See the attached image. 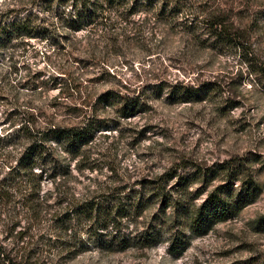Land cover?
I'll list each match as a JSON object with an SVG mask.
<instances>
[{"label": "rangeland", "instance_id": "rangeland-1", "mask_svg": "<svg viewBox=\"0 0 264 264\" xmlns=\"http://www.w3.org/2000/svg\"><path fill=\"white\" fill-rule=\"evenodd\" d=\"M194 1L200 0H182L186 4ZM203 1L208 9L224 11L230 24L243 34L246 41L242 49L221 46L213 40L197 47L186 21L180 22L181 15L169 23L153 17L158 5L155 9L142 6L132 15L137 23L144 21L129 40L119 38L114 50L99 46V58H90L93 47L84 39L75 41L83 31L73 33L61 25L59 15L49 10L54 5L47 0H0V10L25 3L20 17L30 11L39 17L41 25L48 21L56 28L47 39L37 34L23 39L0 38V168L2 163L14 166L24 156L35 139L31 127L42 130L53 124L80 125L88 112L100 125L92 143L71 152L67 144L53 140L50 147L44 145L43 152L33 154L34 172L41 171L42 192L52 190V175L58 177L63 172L69 173L67 180L77 194L89 184L91 189L98 184L104 187L110 175L108 165L122 178V187H164L163 193L171 202L167 204L162 195L152 196L141 216L122 221L124 232L135 235L133 229L143 228L153 213L156 217L165 215L170 222L162 227L160 242L154 247L130 246L117 252L90 247L75 256L57 248L28 263L23 262L27 256L24 253L21 260L14 258V263L264 264V188L237 217L215 225L207 234L191 237L184 230L187 248L180 256L168 249L173 233L183 230L182 222L175 221L172 207L179 198L173 185L176 178L164 182L168 175L175 171L195 177L207 173L189 186L187 206L199 204L205 196L200 194L203 189L223 181L216 168L225 161L244 160L264 187V23L253 20L256 17L252 14L264 0ZM14 17L10 14L7 19ZM205 31L201 29L200 39L206 38ZM69 68L82 76L85 98L57 97L54 84ZM175 82L209 83L219 89L203 100L181 101L170 94ZM119 90L131 96L139 94L141 108L131 113L121 105L103 102L106 94ZM81 100H85L83 104ZM6 165L0 175L7 172ZM155 192L145 193L146 198ZM51 222L45 218L34 228L49 239ZM153 224L159 227L157 221ZM7 225L0 216V244L14 253L17 240L10 236ZM27 225L21 218L16 230Z\"/></svg>", "mask_w": 264, "mask_h": 264}, {"label": "trees", "instance_id": "trees-1", "mask_svg": "<svg viewBox=\"0 0 264 264\" xmlns=\"http://www.w3.org/2000/svg\"><path fill=\"white\" fill-rule=\"evenodd\" d=\"M47 2L54 5L49 10L59 15L56 16L67 30L73 33L83 31L82 36L75 41L80 42L84 39L90 44L93 49L88 56L95 59L99 58L96 53L102 51L98 49L99 46L101 49L110 47L114 50L115 41L121 38L124 42L129 40L130 35L135 34L144 19L137 23L132 15L139 12L142 6L155 9L159 5L158 10L152 15L168 20L167 23L181 15L180 22L186 21L184 24L192 40L198 41L197 47H205L207 40H213L221 46L242 49L243 42L246 41L243 34L230 24L224 11L215 7L208 9L203 0L189 4L182 0H47ZM25 7L24 3L21 6L0 10V38L23 39L37 34L47 39L55 32L53 23L49 25L47 21L41 25L39 17L30 11L20 17V10ZM10 14H14L15 17L7 19ZM252 14L256 17L253 20L264 23V4ZM201 29L206 30L203 32L207 34L204 39H200ZM62 74L63 78L54 84L58 87L57 97L85 98V93L82 92V76L77 70L69 68ZM170 87V94L181 101L203 100L205 96L219 89L218 85L209 83L193 85L175 82ZM139 97V94L131 96L130 92L119 90L106 94L103 102L121 105L122 109L132 113L142 106ZM84 101L81 100L80 104ZM26 122L28 123V120ZM99 127L88 112L84 114V120L80 125L66 127L53 124L42 130L31 127L35 139L24 156L20 157L14 166L2 163L0 170L5 165L8 170L0 175V216L3 221L10 224L6 228L11 233L10 236L17 240V248L11 253L13 249L7 250L0 244V264H17L14 263V258L21 260L24 253L27 256L23 262L28 263L31 259L37 260L39 254L57 248L60 249L59 252L75 256L90 247L106 252H117L130 246L151 248L160 242L161 229L170 222L165 215L156 217L157 214L153 213L150 222L144 223L143 228L133 229L135 235L124 232L122 221L141 216L149 208L148 198L152 199V196L162 195L166 203L170 204L167 194L163 193L164 187L159 190L153 189L155 186L148 188L142 185L141 189L144 188L142 190H128V187L121 186L122 178L116 174V170L107 165L106 169L110 171V175L105 179L104 187L97 183L98 185L91 189L89 184L84 186L85 191L82 194H77L67 180L69 173L63 172L58 177L52 175V190L42 192L41 179L38 177L41 171L34 172L32 164L35 151L43 152L44 145L48 144L50 147L55 140L67 144L71 152H78L81 146L93 142L94 133ZM24 128L28 130L29 126ZM244 164V160L218 164L216 170L222 173L223 181L209 189H203L200 193L205 194L202 201L192 206L185 204L188 188L199 179H203L207 173H199L198 177H195L194 174L183 175L175 171L165 178L164 182L176 178L173 185L179 198L172 203V207L175 221H181L183 227V230L178 229L176 234L173 233L171 236L168 244L170 252L180 256L186 250L188 237L184 230L191 237L205 235L215 225L237 217L241 210L262 192L263 184L252 176ZM235 183L238 185L234 186ZM155 190L158 193H152L146 198L145 193ZM166 205L162 209L163 214ZM21 218L27 221L28 225L16 230ZM45 218L52 220L49 239L42 237L39 229L34 228L35 224ZM155 221L159 227L153 224Z\"/></svg>", "mask_w": 264, "mask_h": 264}]
</instances>
